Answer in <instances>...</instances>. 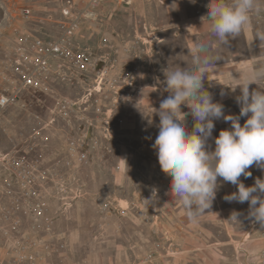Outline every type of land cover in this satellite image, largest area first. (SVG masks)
Wrapping results in <instances>:
<instances>
[{"label": "rangeland", "instance_id": "374dc122", "mask_svg": "<svg viewBox=\"0 0 264 264\" xmlns=\"http://www.w3.org/2000/svg\"><path fill=\"white\" fill-rule=\"evenodd\" d=\"M143 2L100 0L94 5L90 0H0V67L13 54L16 44L25 34L55 40L63 33L59 22L64 20L66 13H81V27L72 38L74 57L56 58L46 78L37 86L24 89L18 102L7 109L0 128L1 149H30L31 155L39 160H61L66 122L79 112L74 106L75 101L82 98L94 73L104 64H113L116 71L121 72L135 65L134 54L139 53L144 67L150 62L152 67L159 69V78L163 83L161 90H165L166 83L161 77L163 63L158 52L164 38L152 23L154 15L158 14L157 6L164 1ZM25 7L32 9L31 16L25 14ZM145 26L149 30L157 29L161 40L152 47L143 44L135 46L136 33H144ZM81 53L87 55L83 60L79 58ZM150 89L156 90L151 79L142 75L126 90H121L120 96L108 90L106 93L94 94L86 104L88 118L99 126L97 134L100 157L97 163L77 174L82 184L81 194L70 207L60 210L59 204H55L52 213L55 233L46 238L56 248L47 253L40 249L44 262L264 264V231L255 222L250 223L242 239L231 240L233 249H229L226 258L207 255V235L204 233L207 224H195L194 230L199 235L190 242L187 239L166 237V233L162 240L140 239L129 232L133 226L125 215V200L139 195V175L124 174V160L126 155L132 153L134 160L131 164L135 163L138 167L141 150L148 148L149 154L156 153L154 144L145 147L146 143L140 137L141 132L149 130L140 125L143 114L140 96ZM67 103L70 118L61 110L62 105ZM107 114V119L114 126L112 139H106L101 132ZM55 117L57 119L53 121ZM73 123L81 125V122ZM85 128H82L80 137H84ZM159 194V190L153 189L152 199H156ZM152 208L153 215L150 212L148 214L156 219L167 216L170 211L168 208H158L160 210L156 211ZM165 218L162 219L165 221ZM170 226L177 227L176 224L163 222L165 231L171 229ZM6 254L8 251H0V264H7Z\"/></svg>", "mask_w": 264, "mask_h": 264}, {"label": "crops", "instance_id": "0c3cea01", "mask_svg": "<svg viewBox=\"0 0 264 264\" xmlns=\"http://www.w3.org/2000/svg\"><path fill=\"white\" fill-rule=\"evenodd\" d=\"M142 1L147 4L148 0ZM163 1L164 3H159L160 6H157L158 14H155V18L152 19L153 25L158 27L164 38L158 48L163 63L161 68L163 81H165V70L168 67L194 70L193 58L196 53L193 50L198 43H205L208 50L203 55L209 56L213 63L206 67L203 77L204 90L211 94L214 102L224 106L226 115H239L241 105L236 100L242 94L239 85L247 77L249 69L264 71V41L257 37L258 33L264 35V0H259L261 10L251 14L250 23L241 34L234 38L230 37L226 44H222L213 35L210 22L204 19L209 11L210 0H195V3L192 0ZM257 83L253 82L249 85L250 92L264 91V78ZM221 93L224 94L221 95ZM169 95L170 93L166 90L150 89L140 96L143 108L140 125L141 128L144 126L149 128L140 135L142 142L146 143L145 147L155 143L160 123L158 110L162 100ZM181 111L186 113L184 119L186 130L191 132L195 124L191 110L187 105H181ZM247 118L246 116L240 118L241 125ZM230 126V122H225L223 119L215 121L212 137L207 141L209 151L214 150L215 138L218 137L219 132ZM157 152L158 149L154 155H151L148 148L141 150L138 167L135 163L131 164L134 160L132 153L125 156L124 174L132 176L138 173L139 175V195L131 200H125L127 202L124 206L125 215L133 226L129 232L133 237L140 239L162 240L166 233V237L187 239L190 242L199 235L194 230L195 224L200 223L204 226L207 224L204 231L207 235V255H219L226 258L229 249H233L231 240L242 239L248 226L253 222L248 218L249 203L225 201L224 196L237 191L238 187L218 178L219 187L211 207L197 219L190 221L179 197L171 194V177L162 171ZM249 170L252 172L251 177H240L246 186L253 185L256 178L264 179V171L259 168L252 166ZM153 189L160 192L156 199H152ZM151 208L155 211L158 208H168L170 211L167 216H162V218L166 217L164 221L162 218H153ZM234 212L239 213V220L231 218ZM163 222L176 224L177 227L170 226L171 229L165 231ZM180 225L181 229H179ZM258 226L264 231V226L259 223Z\"/></svg>", "mask_w": 264, "mask_h": 264}, {"label": "built area", "instance_id": "2783aa9c", "mask_svg": "<svg viewBox=\"0 0 264 264\" xmlns=\"http://www.w3.org/2000/svg\"><path fill=\"white\" fill-rule=\"evenodd\" d=\"M98 2L100 0H90L94 5ZM24 12L31 16L32 9L25 7ZM79 15L66 13L64 20L59 22L63 33L55 40L25 34L16 44L13 54L3 61L0 67V128L7 109L18 102L24 89L35 87L46 78L56 58L74 57L72 38L81 27ZM160 40L157 29L149 30L145 26L144 33H136L134 45L152 47ZM86 57L85 53L79 55L81 60ZM134 57L135 65L129 69L117 72L115 66L108 63L94 73L85 94L75 101L74 106L79 112L74 118L68 117L69 103L62 105L61 110L70 120H67L64 129L61 160H39L31 155L30 149L14 148L5 151L0 148V251H8L7 264H46L40 249L47 253L56 248L46 238L55 233L56 225L52 216L55 204H59L60 210L70 207L81 194L82 184L77 174L97 163L100 157L97 134L99 126L87 116L86 104L92 96L108 90L120 96L121 90H126L142 75L151 79L154 89L161 90L163 87L159 69L152 67L150 62L144 67L139 53L134 54ZM107 118L108 114L104 120L105 125H101H104L101 132L106 139H112L114 126ZM74 121L81 122V125L74 124ZM84 126L86 133L80 137ZM31 202L41 203V215L26 213V206L31 205Z\"/></svg>", "mask_w": 264, "mask_h": 264}, {"label": "clouds", "instance_id": "9594fccd", "mask_svg": "<svg viewBox=\"0 0 264 264\" xmlns=\"http://www.w3.org/2000/svg\"><path fill=\"white\" fill-rule=\"evenodd\" d=\"M195 3V0H192ZM204 18L210 22L213 35L226 44L229 38L241 34L250 23L251 14L261 10L259 0H210ZM262 41L264 35L257 34ZM208 50L205 43H198L193 50L195 69L168 67L165 70V90L170 95L163 99L158 110L159 133L153 147L162 171L171 177L170 191L179 197L187 210V217L194 221L213 203L219 187L218 178L238 190L224 196L227 202L249 203L248 218L264 226V179L246 186L241 176L249 178L252 166L264 171V91L249 90V85L264 78V71L249 69L236 98L241 105L239 115L225 114L224 106L214 102L204 90L203 77L206 67L213 60L203 55ZM258 84V83H257ZM224 93H221L223 95ZM181 105H187L195 120L188 132ZM248 117L241 125L240 118ZM230 122L215 138V148L209 151L207 141L212 137L215 121ZM234 212L231 218L238 219Z\"/></svg>", "mask_w": 264, "mask_h": 264}, {"label": "bare ground", "instance_id": "6f19581e", "mask_svg": "<svg viewBox=\"0 0 264 264\" xmlns=\"http://www.w3.org/2000/svg\"><path fill=\"white\" fill-rule=\"evenodd\" d=\"M26 211H28L29 214L41 215V203L31 202V205L26 206Z\"/></svg>", "mask_w": 264, "mask_h": 264}]
</instances>
